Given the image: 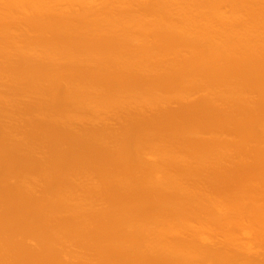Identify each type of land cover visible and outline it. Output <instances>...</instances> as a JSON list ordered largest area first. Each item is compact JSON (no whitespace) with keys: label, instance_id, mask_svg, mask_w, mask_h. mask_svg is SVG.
Returning a JSON list of instances; mask_svg holds the SVG:
<instances>
[{"label":"bare ground","instance_id":"obj_1","mask_svg":"<svg viewBox=\"0 0 264 264\" xmlns=\"http://www.w3.org/2000/svg\"><path fill=\"white\" fill-rule=\"evenodd\" d=\"M0 264H264V0H0Z\"/></svg>","mask_w":264,"mask_h":264},{"label":"rangeland","instance_id":"obj_2","mask_svg":"<svg viewBox=\"0 0 264 264\" xmlns=\"http://www.w3.org/2000/svg\"><path fill=\"white\" fill-rule=\"evenodd\" d=\"M12 174H14V173L12 172ZM9 175H11V173H9ZM12 176H13V175H12ZM12 176H11V177H12ZM11 177H8L7 179L10 181Z\"/></svg>","mask_w":264,"mask_h":264}]
</instances>
